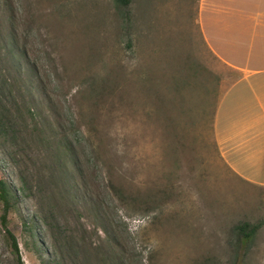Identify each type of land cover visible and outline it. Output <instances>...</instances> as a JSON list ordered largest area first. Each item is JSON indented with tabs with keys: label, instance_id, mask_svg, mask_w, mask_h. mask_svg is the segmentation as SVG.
<instances>
[{
	"label": "rangeland",
	"instance_id": "rangeland-1",
	"mask_svg": "<svg viewBox=\"0 0 264 264\" xmlns=\"http://www.w3.org/2000/svg\"><path fill=\"white\" fill-rule=\"evenodd\" d=\"M197 2L0 0L18 245L0 218V264H264V183L220 155L234 74L204 46Z\"/></svg>",
	"mask_w": 264,
	"mask_h": 264
},
{
	"label": "crops",
	"instance_id": "crops-1",
	"mask_svg": "<svg viewBox=\"0 0 264 264\" xmlns=\"http://www.w3.org/2000/svg\"><path fill=\"white\" fill-rule=\"evenodd\" d=\"M204 46L230 68L213 127L231 170L264 183V0H198Z\"/></svg>",
	"mask_w": 264,
	"mask_h": 264
},
{
	"label": "trees",
	"instance_id": "trees-1",
	"mask_svg": "<svg viewBox=\"0 0 264 264\" xmlns=\"http://www.w3.org/2000/svg\"><path fill=\"white\" fill-rule=\"evenodd\" d=\"M118 6L122 8H126L129 6L131 0H113ZM8 85V82L6 80H3L0 82V90L2 92L5 91V86ZM3 99H0V141H5L9 137H14V130L12 129V123L13 122L12 117L10 116L9 112L6 109V105L2 101ZM15 200V195L13 191L11 190L10 186L7 184V182L3 179H0V203L2 204V213L0 215L1 222L6 230L7 235L10 237V242L13 250L15 252L18 251V245L17 241L14 237V235L11 233V231L7 228V214L9 210L12 208ZM240 229V232L242 236H252L255 232L257 227L252 226L247 231L246 228H248V224L245 223L243 225H240L238 227ZM19 264H22L21 262Z\"/></svg>",
	"mask_w": 264,
	"mask_h": 264
}]
</instances>
